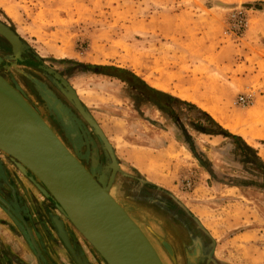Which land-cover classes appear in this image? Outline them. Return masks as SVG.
<instances>
[{
	"label": "rangeland",
	"instance_id": "rangeland-1",
	"mask_svg": "<svg viewBox=\"0 0 264 264\" xmlns=\"http://www.w3.org/2000/svg\"><path fill=\"white\" fill-rule=\"evenodd\" d=\"M234 11H241L246 22L241 29L231 18ZM0 20L18 34L25 50V60H17L10 43L0 35L10 48L3 53L7 61L2 67L3 76L24 92L60 138L73 149L69 131L37 83L62 101L80 130L83 143L79 146V156H85L87 165L91 141L97 146L98 155L108 152L55 80L66 81L76 91L105 135L108 132L107 110L110 109V143L116 149L121 168L130 174L116 175L111 194L144 230L165 264H190L186 253L193 252L196 243L202 251L196 264H264V173L233 161L230 139L212 138L192 128L191 124L201 115L198 110L182 105V109L178 106V115L190 133L191 147L201 157V162L187 155L186 167L178 168L175 174L167 165L163 166L164 172L157 170L159 164L155 163V158L146 154L144 158L154 166L150 173L186 174H182L180 184L172 192L187 211L169 193L164 195L170 199L172 214L160 210L159 204H152V199L164 195L153 187L147 189L150 193L145 200H132L134 194H141L137 190L145 183L144 176L137 175L138 171L126 158L134 154L143 158L141 151L145 148L129 144L142 142L138 137L143 132L151 136L160 134L156 124L144 125L143 120L145 109L155 111L156 108L144 102V98L125 82L96 72L110 74L115 71L110 66L123 67L173 91L181 99L184 94L191 93L201 98L218 116L237 124L244 136L262 147L264 0H0ZM95 65L106 67L95 68ZM240 96H247L249 102H240ZM184 100L194 103L188 98ZM166 121L175 124L169 117ZM177 130L190 150L179 126ZM160 136L164 137L165 133ZM219 146L223 148L222 153L226 151L227 157L220 153L216 156L214 149ZM182 157L185 160V155ZM0 158L2 164H12L23 178L37 185L38 197H47L44 185L19 167L15 160L3 153ZM4 174L0 165V177ZM107 175H110V169ZM102 177L107 180L105 173ZM189 178L192 185L185 186L184 182ZM234 178L256 183L231 185L237 181ZM24 192L26 190H22ZM47 199L56 203L50 197ZM57 209L58 219L62 220L72 246H77L76 254L88 264H108L60 207ZM0 211L8 217L1 204ZM144 211L153 216L146 217ZM36 215L34 220L26 219L28 231L18 218L15 217L20 225L9 217L3 218L5 224L15 223L13 227L24 237L23 245L29 252L34 251L30 262L45 264L49 255L51 263L81 264L64 245L54 219L43 220ZM248 228L253 229L256 240L245 246L240 243L238 234ZM37 233L41 240H49L51 234L54 242L45 244L47 253H42V258L37 255V251L42 250L41 243L39 246L36 241ZM31 236L38 250L37 246H32ZM22 262L26 264L24 260Z\"/></svg>",
	"mask_w": 264,
	"mask_h": 264
},
{
	"label": "water",
	"instance_id": "water-1",
	"mask_svg": "<svg viewBox=\"0 0 264 264\" xmlns=\"http://www.w3.org/2000/svg\"><path fill=\"white\" fill-rule=\"evenodd\" d=\"M0 35L11 45L14 57L21 56L22 40L18 34L0 20ZM4 58L0 55V63ZM74 104L82 117L90 124L102 141L110 157L111 174L107 181L96 179L93 157L98 160V148L93 141L91 164L86 167L79 158V148H69L41 112L27 99L24 92L0 73V152L10 156L31 177L45 187L47 197L56 201L73 226L88 240L108 264H163L158 251L140 225L130 216L125 207L110 193L117 173L130 176L120 166L112 144L96 120L89 114L76 91L64 80H55ZM39 89L53 105L65 127L80 130L62 101L42 84ZM4 95V96H3ZM9 104L10 108L7 106ZM70 196V197H69ZM182 208L186 207L170 194ZM71 200V202L68 201ZM76 212L81 214L79 218ZM72 217H76L73 219ZM58 219V218H57ZM78 219V220H77ZM58 234L72 256L78 260L68 234L63 226ZM91 231L93 239L87 234ZM202 253L196 243L193 252H187L190 264ZM88 264V263H86Z\"/></svg>",
	"mask_w": 264,
	"mask_h": 264
},
{
	"label": "crops",
	"instance_id": "crops-1",
	"mask_svg": "<svg viewBox=\"0 0 264 264\" xmlns=\"http://www.w3.org/2000/svg\"><path fill=\"white\" fill-rule=\"evenodd\" d=\"M138 75V74H137ZM146 84H148L151 87H154L158 90L167 92L171 95H174L176 97L177 94H175L173 91L166 89L162 86H157L156 84L152 83L151 81L147 80L146 78L140 76ZM110 84V83H109ZM110 95V92H108ZM110 97H108L109 101ZM184 99V98H183ZM108 106L110 105V102H108ZM195 103V102H194ZM199 106V105H198ZM154 108H156V112L154 110H144V125L148 124H156V130L160 134H155L154 136L149 135L148 132H143L140 133L141 135L138 137V139L143 140L142 142L134 141L132 142L131 145L134 147V145H138L140 147L145 148V150H142L141 153H143V158L142 157H137L133 155H128L126 158L130 165L134 167L135 171H138L139 174L137 175H143L144 183L150 187L157 188L160 191H164L167 194H172L174 195L175 193L172 192L173 189L177 188L178 185L180 184V177L186 175L184 172L182 173H177L176 175H172L171 173H163L160 175L155 174L153 172H149L150 170L153 169L154 166H152L149 162L146 161L144 158L146 155L151 156V158H155V163L159 164L157 165V170L164 172L163 166L167 165L168 170L170 172L172 171L173 173L175 172L178 168H185L187 163H188V158L187 155L192 158L193 160V154L190 153V150H188L183 143V141L180 139L178 133H177V127L175 126L174 123H170L166 121V117H168L163 111L158 109L153 105ZM201 107V106H200ZM202 108V107H201ZM203 109V108H202ZM210 115V111L206 110ZM160 114V115H159ZM158 116V117H157ZM214 117V116H213ZM215 118V117H214ZM152 119H157V121H152ZM170 119V118H169ZM223 127L229 129L232 133L240 135L244 140L248 143V145L254 147L258 155L262 158L264 161V146H257L253 141H251L249 138L243 135L242 130L236 129L233 130L229 127H226L222 124V122L215 118ZM107 121H108V132H106L107 139L110 142V109L107 110ZM156 122V123H155ZM174 124V125H172ZM175 126V129L174 127ZM165 133V136H160ZM209 137L216 138L219 135H214V134H208ZM222 138V137H221ZM130 139V138H129ZM223 139V138H222ZM113 146V145H112ZM114 151L116 153V149L113 146ZM152 149L156 150L153 151ZM130 150V149H129ZM128 150V151H129ZM215 152L216 156L217 154L220 153V146L215 147ZM187 151V152H186ZM189 152V153H188ZM130 153V152H129ZM188 153V154H186ZM146 154V155H144ZM221 154V153H220ZM117 155V154H116ZM182 155H185V160L183 159ZM196 158V157H194ZM0 165L2 168L5 170L4 176H1V186H0V204L4 207L8 217L11 219V221L17 222L19 224L18 220L21 222V224L24 225V229L27 230L25 227H27L26 224V219L28 220H34V216H38L39 219H45L48 220L49 217H58V209H53L51 206V202H49L47 197L44 195V197H38L40 194L39 191L37 192L36 187L37 185L33 184L29 179L26 177L23 178L19 171H16L11 164H2V159L0 158ZM10 165V166H9ZM118 174V173H117ZM149 174H151L149 176ZM179 174V175H178ZM177 177V178H176ZM182 180V178H181ZM22 190H26V193H22ZM167 190V191H166ZM26 195V196H25ZM175 196V195H174ZM176 197V196H175ZM20 204V205H19ZM22 208V211L18 208ZM15 213V216L12 214ZM36 213V214H35ZM35 214V215H34ZM0 264H25L22 262H26V264H32L30 262L31 258H34V251L29 252L27 250V247L24 246V237L20 230L15 229L14 224L15 223H10L8 222L5 224L3 221V218L8 217L0 211ZM16 217V218H15ZM34 224V223H32ZM20 225V224H19ZM47 225V223H46ZM37 226V225H36ZM48 228V226H46ZM22 229L23 231H25ZM49 229V228H48ZM28 231V230H27ZM37 238L36 241L38 242L39 246L41 243V248L42 250H38L37 246V255L39 258H42V253H47L44 251L45 244L49 245L51 244L50 242L54 243L51 240V234L48 235V239L46 238L41 240V235L37 233ZM253 229L248 228L244 229L238 234V239H240V243L242 245L247 246L248 244L251 245L253 242L256 240V237H254ZM254 239V240H253ZM32 240V246L36 247L35 244L36 242ZM43 242V243H42ZM48 261L45 262V264H55V262L51 263V259L48 255ZM38 261V259H37ZM63 261V260H62ZM30 262V263H29ZM66 261H63L62 264H65ZM60 264L61 262L58 261ZM40 264V262H39Z\"/></svg>",
	"mask_w": 264,
	"mask_h": 264
},
{
	"label": "trees",
	"instance_id": "trees-1",
	"mask_svg": "<svg viewBox=\"0 0 264 264\" xmlns=\"http://www.w3.org/2000/svg\"><path fill=\"white\" fill-rule=\"evenodd\" d=\"M30 62V60H28ZM95 68L106 67L104 65H95ZM108 67V66H107ZM111 69L115 70L114 72L106 73L103 71H96L100 74H104L107 76L115 77L120 79L121 81L128 84L131 89L142 96L143 101L154 105L161 111H163L169 118H171L177 127L181 129L184 138L188 142L190 146V150L194 157L198 158V161L201 162V157L197 155L192 143H190V133L187 131L185 124L182 121V118L178 115V106L182 109V105L187 107L188 109H196L200 113V117H198L192 124V128H194L197 132L202 134H214L219 135L223 139H230L232 143V148L230 151V157L233 161L240 163L241 165H250L252 168L258 169L264 173V161L258 155L257 150L248 145V143L242 138L240 135L232 133L229 129L223 127L212 115H210L207 111L203 110L199 106H197L193 102H189L187 100L181 99L174 95H171L167 92L158 90L154 87L149 86L145 83V81L136 73L132 72L123 67L110 66ZM223 148L220 147V153L224 156H228L226 151L221 152ZM246 169L245 167H243ZM237 180L236 183H232L231 185L244 186L251 183L245 178H234Z\"/></svg>",
	"mask_w": 264,
	"mask_h": 264
},
{
	"label": "flooded vegetation",
	"instance_id": "flooded-vegetation-1",
	"mask_svg": "<svg viewBox=\"0 0 264 264\" xmlns=\"http://www.w3.org/2000/svg\"><path fill=\"white\" fill-rule=\"evenodd\" d=\"M7 49H9L10 50V48L7 46V44L5 43V41L3 40V39H1L0 38V54H1V56L2 57H4V62L3 63H0V73L2 74V75H4V73H3V66H5L6 65V58H5V54L3 55V53L4 52H7ZM21 56H22V58H24L25 57V50H24V47H23V45H22V47H21ZM24 60H25V58H24ZM5 76V75H4ZM61 122V121H60ZM75 122V121H74ZM63 124V123H62ZM64 126V125H63ZM65 127V126H64ZM67 130H69L67 127H65ZM68 136H69V133H68ZM69 139H70V141L72 142V140H71V138H70V136H69ZM64 141V140H63ZM66 143V142H65ZM77 143L79 144V146H81L82 145V140L80 139V137H78V141H77ZM66 145L68 146V144L66 143ZM69 147V146H68ZM90 155H91V150H90V153H89V155H88V158H89V164L87 165V164H85V162H84V157L85 156H79V158H80V160L82 161V163H84V165H86V167H90V164H91V158H90ZM99 164H98V166H97V168H96V170H94V175H95V177H96V179H100L102 176H103V174L105 173V176L107 177V179H108V175H107V170L108 169H110V174H111V166H110V162H111V160H110V157H109V155H108V153H106V154H100L99 153ZM144 184V183H143ZM135 185H136V181H135ZM137 186V185H136ZM145 187V188H144ZM150 186H148V185H146V184H144L143 185V187H141V190L139 189V190H137L139 193H141L140 195H137V196H135L136 194H134L133 196H132V200H145V197L147 196V194H149L150 192H148V190L147 189H150L149 188ZM136 191V192H137ZM158 192H160V190L158 191ZM160 194H162V195H164V194H166V192H164V191H162V192H160ZM151 200V199H150ZM161 201V202H160ZM170 201V199L169 198H166L165 197V195L164 196H157V198H154V199H152V202H154V203H152V204H159V209L160 210H162V211H165V212H168L169 213V215H171L172 213H171V209H169V207L171 208V206H170V204L168 203ZM57 203H55L54 201H52L51 200V207L53 208V209H57V208H59L57 205H56ZM165 206L166 207H168V209H165ZM73 248H75L74 250H75V252H76V250H77V246L75 245V246H73ZM77 253V252H76Z\"/></svg>",
	"mask_w": 264,
	"mask_h": 264
},
{
	"label": "bare ground",
	"instance_id": "bare-ground-1",
	"mask_svg": "<svg viewBox=\"0 0 264 264\" xmlns=\"http://www.w3.org/2000/svg\"><path fill=\"white\" fill-rule=\"evenodd\" d=\"M1 55V54H0ZM79 95L81 94V92L80 93H78ZM4 96V95H3ZM184 96V98H188V99H190V100H192V101H194L195 103H197L199 106H201L203 109H206V110H208V111H210V113L212 114V116H214L215 118H217V119H219L221 122H222V124L224 125V126H226V127H229V128H231V129H233V130H236V129H238V127H237V124H232L231 122H229V121H227L226 119H223V118H221V116H218V114H216L215 113V111L213 110V109H211L203 100H200L201 98H199V97H195V96H193V94H184L183 95ZM31 103V102H30ZM7 106L10 108V106H9V104H7ZM60 117V119H61V116H59ZM72 119H73V117H72ZM74 120V119H73ZM62 121V120H61ZM75 121V120H74ZM69 136H70V138H71V140H72V144L73 145H76L78 148H79V144L77 143V141H78V137L79 136H77V137H75L76 135H77V132H76V130L74 129V130H72V128H69ZM87 141H89V140H87ZM83 143V142H82ZM1 153V152H0ZM91 156V155H90ZM93 157V164H95V162H96V164H97V162L99 163V158H98V160L96 159V157H94V156H92ZM91 158V157H90ZM102 180H105V177H102ZM107 181V180H106ZM112 186V185H111ZM111 189H112V187H110V193H111ZM70 197V196H69ZM68 201L69 202H71V200L70 199H68ZM144 214H145V216L147 217H149V216H153L152 214H151V212H149V211H144ZM76 216H77V218H79L80 216H81V214H79V213H77L76 212ZM58 217H53V219H54V223H55V225H56V227H58V229L60 230V232H61V234L62 235H64L65 236V234H64V232L62 231L63 229H62V224H61V222L57 219ZM73 219H76V217H72ZM78 220V219H77ZM86 232H87V234H89V236L93 239V236L91 235V231H87L86 230ZM91 232V233H90ZM93 234V233H92ZM94 240V239H93ZM167 246V245H166ZM156 249V248H155ZM159 254V253H158ZM160 256V255H159ZM161 258V257H160ZM78 260L80 261V263L81 264H86L87 262H86V260L83 258V257H79L78 256ZM161 260H162V258H161ZM162 262H163V260H162ZM163 264H165L164 262H163Z\"/></svg>",
	"mask_w": 264,
	"mask_h": 264
},
{
	"label": "built area",
	"instance_id": "built-area-1",
	"mask_svg": "<svg viewBox=\"0 0 264 264\" xmlns=\"http://www.w3.org/2000/svg\"><path fill=\"white\" fill-rule=\"evenodd\" d=\"M231 18L237 22L238 29H241L242 27H244L246 25V22H245L244 18L241 15V11L232 12L231 13ZM239 101L244 103V104L249 102L248 99H247V96H240L239 97ZM184 185L185 186H191L192 185V180L190 178L186 179L185 182H184Z\"/></svg>",
	"mask_w": 264,
	"mask_h": 264
}]
</instances>
